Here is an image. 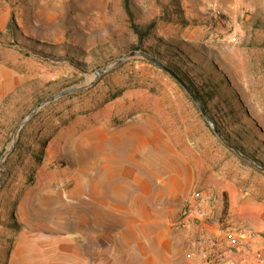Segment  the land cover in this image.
I'll list each match as a JSON object with an SVG mask.
<instances>
[{
	"label": "rangeland",
	"instance_id": "obj_1",
	"mask_svg": "<svg viewBox=\"0 0 264 264\" xmlns=\"http://www.w3.org/2000/svg\"><path fill=\"white\" fill-rule=\"evenodd\" d=\"M130 1L136 24L155 22L138 48L122 0H0V159L38 103L145 50L184 76L223 135L264 165V0ZM56 138L71 142L55 176L88 177L80 201L68 195L72 178L54 185L57 195L40 179L41 151ZM107 169L110 199L135 206L132 214L98 206ZM148 187L150 222L133 192ZM195 188L219 195L217 217L264 250V173L217 137L172 77L129 59L21 130L0 165V264H165L174 252L186 264L172 223Z\"/></svg>",
	"mask_w": 264,
	"mask_h": 264
},
{
	"label": "built area",
	"instance_id": "obj_2",
	"mask_svg": "<svg viewBox=\"0 0 264 264\" xmlns=\"http://www.w3.org/2000/svg\"><path fill=\"white\" fill-rule=\"evenodd\" d=\"M220 202L219 195L195 188L184 210L172 223L173 230L185 237L191 249L187 258H195L197 264H264V250L259 247L255 234L235 229L227 219L221 220V215L215 219L217 233H214L211 208Z\"/></svg>",
	"mask_w": 264,
	"mask_h": 264
},
{
	"label": "crops",
	"instance_id": "obj_3",
	"mask_svg": "<svg viewBox=\"0 0 264 264\" xmlns=\"http://www.w3.org/2000/svg\"><path fill=\"white\" fill-rule=\"evenodd\" d=\"M66 139V138H65ZM60 138H56L53 139V145L50 146L48 148H46V151L43 154V163L42 165H40L39 168V175H40V179L43 180L44 176H46V186L45 189L49 192L50 194H54L57 195L56 190L53 188L55 184H64L67 180H70V178H72L75 187L71 188L68 190V195L70 196V198L72 199V201H80V198H82L83 196L81 195L82 191L81 187L84 186L86 184V182L88 181V177H86V175L84 174H79V175H66V174H60L59 177L55 176L56 174V169L58 168L56 165H54V162L56 159L60 158L62 155H65V150L66 148H68V143L71 142L69 139L66 140H60ZM123 143V142H121ZM117 145V149L120 151H125L126 147L121 144ZM81 146L83 148V150L85 149V147H88L86 144L85 146L82 145ZM84 146V147H83ZM107 147V146H106ZM108 148V147H107ZM129 148V147H128ZM135 152V151H134ZM85 162H82V169L84 170L85 167ZM53 168V170H52ZM50 169V170H47ZM79 169V168H78ZM119 175L121 174H117L116 178L119 177ZM112 176V175H111ZM121 177V176H120ZM101 197H100V204L97 202L98 199L92 197L91 200L95 201V204H99L98 206L100 207V209L102 211H109V210H113L116 209L118 212L119 211H128L131 214L136 210L135 206L132 205H124V200L122 198H119V196H117L116 198L110 199L109 197V192H108V185L110 184V173L107 169V171H102L101 172ZM138 186V185H137ZM79 187V188H78ZM139 188V187H138ZM137 188V192L136 189L133 190L134 193H137V195L139 196L140 199H144L142 201V207H141V211L143 213L144 216L147 217L148 221L150 222L152 218L156 217V212H157V206H156V202H155V196L151 194V189L148 187L146 189V195H141L139 193V189ZM38 203V202H37ZM22 205L24 207L29 208V206H31L30 208L32 209V211L34 212V210L36 209L34 207V203H30L28 201H25L22 203ZM43 208H55L57 205H55L54 203L51 205V203H46L45 205L42 204ZM139 209V208H138ZM219 209L218 210H214L211 208V223H212V227L214 229V233H217V225L215 223V219L217 218V216L219 215ZM134 233H138L137 231H134ZM177 235H181L179 233H177ZM182 236V235H181ZM182 244H181V248L185 249L186 254L188 251H190V247H188L185 237L182 236ZM174 254L175 252L171 255V257H166L165 258V264H178L177 261H175L174 259ZM185 263L186 264H197L196 259L195 258H191L188 259L187 256L185 255ZM158 261V260H156ZM239 261V257L238 255L235 256V262L237 263Z\"/></svg>",
	"mask_w": 264,
	"mask_h": 264
},
{
	"label": "water",
	"instance_id": "obj_4",
	"mask_svg": "<svg viewBox=\"0 0 264 264\" xmlns=\"http://www.w3.org/2000/svg\"><path fill=\"white\" fill-rule=\"evenodd\" d=\"M134 58L142 59V60H145L147 62H150L154 66H156V67L160 68L161 70H163L170 77H172L184 89V91L188 94V96L191 98V100L196 104V106L198 107L201 115L205 118L206 122L209 124V126L211 127L213 132L217 135V137L226 146H228L231 150H233L241 159H243L244 161L248 162L250 165H252L256 169H258V170H260L261 172L264 173V165L263 164L259 163L255 159H252L249 156H247L246 154H244L238 147H236L234 144H232L231 141L229 139H227L223 135V133L220 131V129L214 123V121H213L212 117L210 116V114L208 113L205 105L199 99L196 91L192 88L190 83L182 75H180L175 69H173L172 67H170L169 65L164 63L161 59H159L158 57L150 54L149 52H147L145 50H138V51L134 50V51H131V52H129V53H127V54L115 59L114 61L109 63L107 66L99 68L98 70H96L95 73H94V76L88 82H86L84 84H81V85H78V86H75V87L67 88V89H65L63 91H60L59 93H56V94H54V95L42 100L40 103H38L30 111V113L24 118V120L18 125L9 147L6 149V151L3 153V155H2V157L0 159V165L3 163V161L6 159V157L14 149V147L16 145V142L18 140L19 134H20L21 130L23 129V127L26 124H28L33 119V117L37 114V112L41 108H43L44 106H46V105H48V104H50V103L62 98V97H65L67 95L73 94V93H75L77 91H80L82 89H85V88L89 87L98 78H100L102 75L117 69L118 67H120L122 64H124L129 59H134Z\"/></svg>",
	"mask_w": 264,
	"mask_h": 264
},
{
	"label": "trees",
	"instance_id": "obj_5",
	"mask_svg": "<svg viewBox=\"0 0 264 264\" xmlns=\"http://www.w3.org/2000/svg\"><path fill=\"white\" fill-rule=\"evenodd\" d=\"M123 2V7L124 10L131 22V28L134 32V34L137 36L138 38V45L136 46V48L139 47V45H143V43L145 42L146 38L149 36V34L151 33V31L155 28V22L152 21L150 22L148 25H146L145 27H142L138 24H136L134 22V15H133V10L131 7V1L130 0H122ZM174 69V68H173ZM177 71V70H176ZM178 72V71H177ZM179 73V72H178ZM180 74V73H179ZM181 75V74H180ZM184 77V76H183ZM197 93V92H196ZM199 99L201 100L199 94L197 93ZM202 101V100H201ZM203 103V102H202ZM205 105V103H203ZM206 107V105H205ZM207 109V107H206ZM208 111V110H207ZM44 154V148L41 151V155Z\"/></svg>",
	"mask_w": 264,
	"mask_h": 264
}]
</instances>
